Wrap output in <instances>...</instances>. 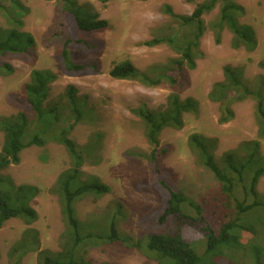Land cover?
<instances>
[{
  "label": "rangeland",
  "instance_id": "374dc122",
  "mask_svg": "<svg viewBox=\"0 0 264 264\" xmlns=\"http://www.w3.org/2000/svg\"><path fill=\"white\" fill-rule=\"evenodd\" d=\"M77 1L90 5L110 23L109 29L94 33L78 35L73 27L68 29L74 38L98 43L97 51L86 52L79 46H71L69 50L74 61H97L99 73L71 76L63 69L59 56L69 35L65 30V19L74 21L63 10L61 0H0V29L15 27L13 18L7 14L10 11L14 19L22 21L21 31L35 40L34 48L20 57H0V66L6 63L11 67L10 71L4 70L0 74V118L15 117L23 112L33 120L34 113L24 87L34 70L51 71L56 79L50 85V102L65 109L66 91L72 87L84 106L85 116L70 135L83 151L80 182H98L110 191L102 196L89 194L80 198L76 209L81 227L68 229L56 187L60 175L73 167V159L55 139L45 147L33 146L24 150L20 163L11 164L3 173L17 186L32 185L40 190L28 205L35 210L37 218L30 224L14 218L3 225L0 229V263L39 264L42 252H61L71 233L79 241L75 257L78 264L84 261L87 264H158L136 247L101 240L105 234H111L114 225L122 238L139 239L151 231L150 223L156 222L164 205L148 161L154 150L167 151L160 162L163 178L201 205L208 222L216 230L223 223L233 221L239 211L223 192L221 182L204 166L199 149L192 146V136L197 135L203 140L222 169L228 153L246 164L253 156L254 162L250 163L253 171L264 168V126L258 117L257 98L264 95V0H235L242 8L238 14L239 23L251 26L255 31L256 48L253 51L235 48L234 34L229 28L223 30L220 42H217L218 30L214 25L217 24L219 5L204 16L206 31L196 68L188 70V82L181 92L183 101L191 99L197 103V111L185 114L181 128H165L156 145L147 138L140 111L165 110L172 88L166 82L147 87L140 81L114 79L110 71L117 64L130 61L138 70L147 72L177 58L179 55L168 45L150 47L145 43L170 34L174 19L169 10L176 15L190 16L206 0ZM226 68L240 70L242 87L231 96L233 117L222 123V104L213 101L210 94L216 84L225 81ZM64 111L70 114L69 110ZM3 144L4 134L0 130V153ZM250 164H247L249 168ZM235 183L238 185L233 199L243 201L248 181ZM257 192L263 205L256 213L250 212L239 221L244 227L240 237L245 245L259 239L264 245V175L258 182ZM24 196L27 194H15L13 206L21 207ZM247 201L252 199L247 197ZM198 247L200 251L204 250L203 240L199 241ZM235 254L238 257H233ZM47 256L59 260L49 253L41 259ZM213 261L216 264H255L250 247L246 252L228 250V254Z\"/></svg>",
  "mask_w": 264,
  "mask_h": 264
},
{
  "label": "trees",
  "instance_id": "16d2710c",
  "mask_svg": "<svg viewBox=\"0 0 264 264\" xmlns=\"http://www.w3.org/2000/svg\"><path fill=\"white\" fill-rule=\"evenodd\" d=\"M61 1L63 10L74 21L72 23L69 19H65V30L67 29L69 35L59 56L63 69L71 76L99 73L100 65L97 61H74L69 50L71 46H79L86 52L97 51L100 48L98 43L74 38L68 29L73 27L78 35L94 33L109 29V21L102 19L100 13L90 5L79 4L77 0ZM101 1L106 3L109 0ZM12 2L14 3V1ZM218 5L220 6L219 15L217 24L214 25V28L218 30L217 42H220L223 30L229 28L234 34L233 45L235 48L245 47L249 51L255 50V31L251 26L239 23L238 14L242 8L236 4L235 0H206L199 4L190 16L176 15L169 10L174 19V26L171 28L170 34L145 43L150 47L161 44L168 45L179 55L177 58L170 59L163 66H154L147 72L138 70L130 61L121 62L110 71V75L114 79L140 81L147 87H157L166 82L172 88L173 93L169 97L168 107L165 110L144 109L140 111V117L146 125L147 138L153 145L159 143L158 138L165 128H181L185 114L197 111V103L191 99L183 101L181 92L188 82V70L196 68L201 40L206 31L204 16L211 13ZM7 14L13 18L14 22L12 23L15 27L8 30L0 29V57H20L34 48L35 40L30 34L21 31V20L14 19L10 11ZM4 70L10 71V65L4 63L0 66V74ZM225 73V81L216 84L210 94L213 101L222 104L224 114L221 119L222 123L233 117L231 96L233 93L239 92L238 90L242 87L240 70L226 68ZM55 79L56 77L51 71L34 70L30 82L25 85V96L34 113L33 120H30L23 112L15 117L0 118V130L4 134V144L0 153V229L10 219L21 218L29 224L36 220L35 210L29 208L28 205L40 190L32 185L17 186L4 175L3 171L13 163H20L21 153L24 150L33 146L45 147L51 139L62 144L74 162L71 169L60 175L56 187L68 229L74 227L77 230L78 227H81L76 209V203L80 198L89 194L102 196L110 191L107 186L98 182L91 184L80 182L81 170L84 165L83 151L70 135L74 127L85 116L84 106L76 97V91L72 87L66 91L68 100L65 109L60 104L51 103L49 99L51 96L50 85ZM246 91L249 92L248 89ZM257 98L258 117L260 124L264 126V95L260 94ZM64 110H69L70 114H66ZM51 133L54 135L53 137L49 135ZM191 141L192 146L199 149L204 166L223 185V192L227 195L228 200L235 203L239 211L238 216L229 223H223L218 230L213 228L205 216L203 207L170 185L166 178H163L160 162L166 156L167 151L154 150L148 156V161L155 174V187L161 193L164 205L156 222L150 223L151 231L139 239L127 236V238H122L114 230L116 228L114 225L111 234H105L101 238L102 242L110 244L123 242L127 246L136 247L158 264H216L213 260L225 256L228 254V250L246 252V249L250 247L255 264H263L264 245L262 246L260 239H256L258 241L255 242L251 241L248 245L241 242L240 230H243L244 227L239 221L250 212L256 213L257 209L263 205L259 200L257 185L261 176L264 175V168L253 171L250 164L254 162L253 156L247 163L250 164L249 168L246 163L240 162L234 154L228 153L225 155V167L222 169L213 159L210 149L203 144V140L194 135ZM244 174L246 176L243 179ZM235 181L244 183L248 181L249 187L244 188L246 193L243 201H239L236 197L235 200L233 199L234 189L238 185ZM15 194H27L23 197L21 207H14L12 204V197ZM247 197H250L252 201L248 202ZM251 227L254 229L255 226L251 224ZM197 237L199 238L197 239ZM68 240L61 252H42L49 253L59 260H53L48 256L41 259L44 255L42 254V256L39 255V264H78L75 257L79 241L75 240L71 233L68 234ZM201 240L204 245L203 251H200L198 247ZM258 244L259 249H257ZM233 257H238V254ZM83 264H87L86 261Z\"/></svg>",
  "mask_w": 264,
  "mask_h": 264
}]
</instances>
